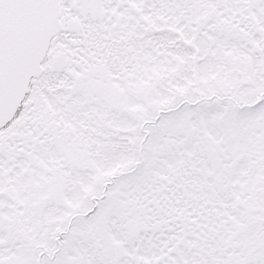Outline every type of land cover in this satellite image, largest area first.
Here are the masks:
<instances>
[{"label": "snow or ice", "instance_id": "snow-or-ice-1", "mask_svg": "<svg viewBox=\"0 0 264 264\" xmlns=\"http://www.w3.org/2000/svg\"><path fill=\"white\" fill-rule=\"evenodd\" d=\"M0 264H264V0H0Z\"/></svg>", "mask_w": 264, "mask_h": 264}]
</instances>
